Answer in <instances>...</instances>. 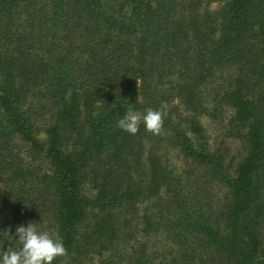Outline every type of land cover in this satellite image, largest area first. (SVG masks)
Returning a JSON list of instances; mask_svg holds the SVG:
<instances>
[{"label": "trees", "instance_id": "obj_1", "mask_svg": "<svg viewBox=\"0 0 264 264\" xmlns=\"http://www.w3.org/2000/svg\"><path fill=\"white\" fill-rule=\"evenodd\" d=\"M162 105L158 135L116 126ZM224 109L233 167L200 122ZM30 221L52 264H264V0H0V231Z\"/></svg>", "mask_w": 264, "mask_h": 264}, {"label": "clouds", "instance_id": "obj_2", "mask_svg": "<svg viewBox=\"0 0 264 264\" xmlns=\"http://www.w3.org/2000/svg\"><path fill=\"white\" fill-rule=\"evenodd\" d=\"M166 109V105L158 109L147 108L144 112L129 108L116 121V126L135 135L143 123L146 131L158 135L167 114ZM0 239L15 241L16 245L0 250V264H52L56 257L66 254V248L58 234L42 230L32 221L26 225H17L11 233L7 228L0 231Z\"/></svg>", "mask_w": 264, "mask_h": 264}, {"label": "rangeland", "instance_id": "obj_3", "mask_svg": "<svg viewBox=\"0 0 264 264\" xmlns=\"http://www.w3.org/2000/svg\"><path fill=\"white\" fill-rule=\"evenodd\" d=\"M215 5H212L214 8ZM229 116L230 112L226 109L222 111L219 120H212L206 116L200 118L201 125L204 128L205 137L208 142V146L212 150H217L223 154L227 162L231 163V167L235 165L243 156V148L241 142L237 138H233L228 134L229 126ZM170 165L173 168V172L178 175H182L185 178V186L188 192L193 194L194 190H199V193L206 200L209 199V203L214 205L218 204L225 195V190L218 184L213 182H207L201 179L202 172L199 168H195L192 165H187L181 161L180 157L175 154L170 155ZM233 164V165H232ZM164 196L162 200L158 203L157 198L151 200V202L145 205V208H154L153 201L155 200L157 205L161 207V216H167L171 206L164 203ZM163 214V215H162ZM160 236V235H158ZM155 238V237H154ZM151 239L152 247L155 243L159 244L160 238L158 240Z\"/></svg>", "mask_w": 264, "mask_h": 264}]
</instances>
